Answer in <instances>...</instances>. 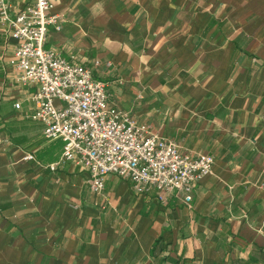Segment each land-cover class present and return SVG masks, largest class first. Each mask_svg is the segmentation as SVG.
<instances>
[{"label":"crops","instance_id":"0c3cea01","mask_svg":"<svg viewBox=\"0 0 264 264\" xmlns=\"http://www.w3.org/2000/svg\"><path fill=\"white\" fill-rule=\"evenodd\" d=\"M48 1L66 21L46 48L92 66L111 102L215 163L190 202L115 174L94 193L76 163L52 170L64 142L33 118L36 87L17 80L0 19V264H264V0Z\"/></svg>","mask_w":264,"mask_h":264},{"label":"built area","instance_id":"2783aa9c","mask_svg":"<svg viewBox=\"0 0 264 264\" xmlns=\"http://www.w3.org/2000/svg\"><path fill=\"white\" fill-rule=\"evenodd\" d=\"M52 8L48 0H34L23 8L0 0V19L17 42V80L36 87L33 118L44 123L46 140L64 142L61 160L50 168L76 163L88 172L94 193H102L107 177L115 174L138 194L165 201L164 193L184 192L190 202L194 188L211 174L214 156L183 152L177 142L152 132L111 102L107 82L95 77L92 66L46 48L51 28L61 30L66 21Z\"/></svg>","mask_w":264,"mask_h":264}]
</instances>
